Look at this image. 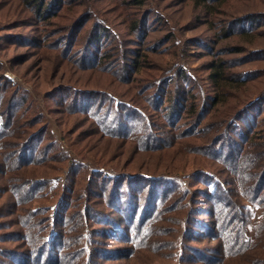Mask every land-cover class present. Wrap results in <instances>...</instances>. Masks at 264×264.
<instances>
[{
  "label": "trees",
  "instance_id": "1",
  "mask_svg": "<svg viewBox=\"0 0 264 264\" xmlns=\"http://www.w3.org/2000/svg\"><path fill=\"white\" fill-rule=\"evenodd\" d=\"M183 1L213 36L152 44L147 0H0V264H264L263 0Z\"/></svg>",
  "mask_w": 264,
  "mask_h": 264
},
{
  "label": "rangeland",
  "instance_id": "2",
  "mask_svg": "<svg viewBox=\"0 0 264 264\" xmlns=\"http://www.w3.org/2000/svg\"><path fill=\"white\" fill-rule=\"evenodd\" d=\"M149 3L152 6L160 9L163 16L169 20V23L167 25H162L160 27H157L151 33L149 40L152 44H153L154 40H156L157 38L166 37L168 34H170L171 30H174L176 36L180 37V38H191V37L196 36V35L213 36V31L208 28V25H207L205 19L202 17L200 19H198V18L193 16V9L189 3L184 2L183 0H147V4H149ZM261 7L264 8V0H263V3L259 2L256 4V6L248 7L247 10L250 11V10H254L255 8H261ZM98 10L100 13H102V14L104 13L103 8L100 7V8H98ZM104 17L107 18L106 16H104ZM258 18H261V21L263 20V22L258 23V25L261 24V28H262V30H264V17H258ZM14 30L20 31V30H25V29L23 27H19V28L14 29ZM3 32L4 31H2V33ZM10 32H13V31H10ZM3 34H7V33L5 32ZM242 41H243L244 45H246L247 47L250 46V48H252L254 46V44H256L255 42H253L250 45V43H249L250 40H248V39H243ZM258 41H259L260 45L264 46V36L258 37ZM258 41H256V42H258ZM165 46H167V45H165ZM187 49L189 50V53L186 57V63L189 66L197 67L201 64L202 61L211 59L210 56L202 55L201 52L203 51V49H198V47L196 45L190 44L187 46ZM32 55H33V52H30L28 54L29 57H31ZM153 56L156 57L155 55H153ZM157 57L159 60H164L165 62L166 61L167 62H173L175 60V58L172 55H169L167 53H158ZM257 64L258 63H249L248 65L245 66V68H255L257 66ZM35 65H36V62L31 63L30 65L20 64L19 61H15L12 63L7 62V64L5 63V68L3 69V74H4L5 78L7 79V81L14 84V86H17V87L22 86L31 92L39 94L38 91H36V89L32 85V83H30L33 80L34 76H36L39 73V69H37L35 72ZM251 66H253V67H251ZM258 66H259V64H258ZM237 68H239V67H237ZM31 70H33V74L31 75V77H29L26 80L24 75L28 74ZM202 73H203V71H199V74H202ZM157 74H160V73H157ZM203 76H204V78L202 79V83L204 85L210 87L209 86V80L207 79V76L205 75V73H203ZM102 86L105 87L109 93H111V92L117 93L118 91L122 90V88H123L122 87L123 85H120V88H116L112 84H109V83L106 84V82ZM210 90L212 92V89H210ZM52 125H54L53 131L55 132L57 137L60 138L61 145L65 148H68V145H67L65 139H63L61 136V131H60L61 129L57 125L55 119L52 120ZM82 156H83V158L88 160L87 165L90 167L92 164L90 161H92V159H93L92 154L87 155V153L85 151V152H83ZM197 162H198V160L196 159V157L194 155H192L191 153H185L184 157H183V164H182V166L184 168V172L185 171H191L192 169L197 168L198 167ZM56 173H57V170H54L52 173V176H54ZM58 174L59 175H55V177H57V178L54 177L55 179H53L55 182L64 176V175H61L59 173V171H58ZM4 198H8V195L5 194ZM192 198L193 197L191 196L189 199H186L187 200L186 202H190V203H186V205H185V203L179 204V205L183 204V206H184V209H183L184 215H188V214L192 213L194 210H196L195 207L191 206L193 203ZM171 206H173V204L169 203L168 207L163 212L164 214L169 212L167 215V219L169 221H171V217L175 216V211H172V210L170 211ZM256 210L257 209H254V211H256ZM185 213H188V214H185ZM14 218H15L14 220H16V215H14ZM258 219H259V212L256 211V216H255L254 220L252 221L253 224H255L258 221ZM249 233L252 235V228H250Z\"/></svg>",
  "mask_w": 264,
  "mask_h": 264
}]
</instances>
